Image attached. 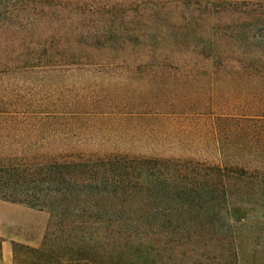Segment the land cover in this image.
Masks as SVG:
<instances>
[{
  "label": "trees",
  "instance_id": "16d2710c",
  "mask_svg": "<svg viewBox=\"0 0 264 264\" xmlns=\"http://www.w3.org/2000/svg\"><path fill=\"white\" fill-rule=\"evenodd\" d=\"M108 70L146 87L68 98L38 82ZM208 74L251 90L199 129L216 103L188 77ZM115 115L208 131L218 154L67 148L80 120ZM0 199L49 213L41 246L14 243L15 264H243L247 227L264 264V0H0Z\"/></svg>",
  "mask_w": 264,
  "mask_h": 264
},
{
  "label": "rangeland",
  "instance_id": "374dc122",
  "mask_svg": "<svg viewBox=\"0 0 264 264\" xmlns=\"http://www.w3.org/2000/svg\"><path fill=\"white\" fill-rule=\"evenodd\" d=\"M188 55L185 53L183 58H187ZM95 60L97 61V58ZM123 60H128V58L121 57L117 59L118 62ZM214 77L217 80H214L212 74L197 76L196 78L188 77V85L190 83L193 84V89L190 92L196 91V95H205V99L208 102L211 103L212 100H215L216 103L213 108L206 110L204 117L198 119L197 122H200L199 129L201 128V123L206 124V122L217 117L221 112L235 113L237 111L236 105L243 106L244 102L234 98V93L241 92L242 95H245L251 90L250 87L238 88V90L224 86H222L224 88H212L214 83L221 80L220 76L215 75ZM38 82L44 90H52L53 94H58L65 90L60 96L68 98L72 96L69 90L83 92L79 88L85 89L89 93L96 92L95 94H106L107 92L111 94L136 95L141 91V88L146 87L145 84L140 85V83H145V81L141 80L139 76H127V73H119V70L118 73L108 70L107 72L91 73V75L76 73L66 74L65 76H50L46 80H38ZM219 93L224 96V99H222V103L225 105L224 110L217 107ZM63 101L66 103L65 100ZM67 103L69 102L67 101ZM120 111L128 110L113 109L115 114H119ZM130 111L134 112L137 109H129ZM238 112H242V109ZM159 124L160 121L154 116L148 121H144L143 118L141 119L137 116L118 117L117 115L103 118L99 121L80 120L82 127L74 130L73 134L71 133L67 148L99 154L161 155L201 160H211L212 156L218 154L219 148L216 146V138L208 131L197 132L191 137L182 133L176 134L171 129L162 132ZM176 127L177 123L175 120L171 123L170 128L175 129ZM61 141H64V139ZM0 202H3V205H0V264H15L13 255L14 243L17 242L34 247L41 246L49 225V213L46 210H39L24 203H12L3 199H0ZM256 233L250 227L243 229V264H256V259L253 258L252 254V249L254 248L253 240ZM5 246L11 248L9 259L5 255ZM259 256L257 255L258 260H261L262 255Z\"/></svg>",
  "mask_w": 264,
  "mask_h": 264
},
{
  "label": "crops",
  "instance_id": "0c3cea01",
  "mask_svg": "<svg viewBox=\"0 0 264 264\" xmlns=\"http://www.w3.org/2000/svg\"><path fill=\"white\" fill-rule=\"evenodd\" d=\"M0 205H3V202H0ZM4 251H5V255L8 257V259H9V257H10V255H11V248L9 247V246H5V249H4Z\"/></svg>",
  "mask_w": 264,
  "mask_h": 264
}]
</instances>
